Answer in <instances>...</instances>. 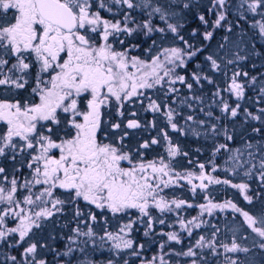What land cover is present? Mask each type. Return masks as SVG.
<instances>
[{
  "label": "snow or ice",
  "instance_id": "1",
  "mask_svg": "<svg viewBox=\"0 0 264 264\" xmlns=\"http://www.w3.org/2000/svg\"><path fill=\"white\" fill-rule=\"evenodd\" d=\"M0 264H264V0H0Z\"/></svg>",
  "mask_w": 264,
  "mask_h": 264
},
{
  "label": "trees",
  "instance_id": "2",
  "mask_svg": "<svg viewBox=\"0 0 264 264\" xmlns=\"http://www.w3.org/2000/svg\"><path fill=\"white\" fill-rule=\"evenodd\" d=\"M185 196H187V193H184ZM223 195H231V193H224V192H221V193H218L217 194V198L219 199L220 196H223ZM190 213H194V210H189Z\"/></svg>",
  "mask_w": 264,
  "mask_h": 264
}]
</instances>
